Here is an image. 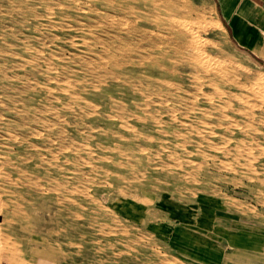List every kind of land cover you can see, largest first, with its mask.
Masks as SVG:
<instances>
[{
  "label": "rangeland",
  "instance_id": "374dc122",
  "mask_svg": "<svg viewBox=\"0 0 264 264\" xmlns=\"http://www.w3.org/2000/svg\"><path fill=\"white\" fill-rule=\"evenodd\" d=\"M127 1L0 0V264L21 262L32 238L57 258L108 264H190L180 257L192 249L217 256L264 238V65L247 54L258 16L215 0L144 2L162 19L177 8L174 33L150 29L172 59L183 43L164 77L192 90L150 94L137 78L151 72L140 57L155 38ZM216 91L242 98L231 99L238 111L199 119L198 107L226 101ZM223 115L240 127L226 131Z\"/></svg>",
  "mask_w": 264,
  "mask_h": 264
},
{
  "label": "bare ground",
  "instance_id": "6f19581e",
  "mask_svg": "<svg viewBox=\"0 0 264 264\" xmlns=\"http://www.w3.org/2000/svg\"><path fill=\"white\" fill-rule=\"evenodd\" d=\"M61 1V0H60ZM101 1V0H100ZM125 1V0H124ZM127 1V0H126ZM130 1V0H129ZM134 1V4L131 2V3H129L128 1L126 2L127 4H128V13H129V16L130 17H132L133 19H135L136 20V23H137V25H139V28L142 30V31H145V32H148V33H150V36L152 37V35H154V38L155 39H151V41H149L148 42V44H147V47H148V52H147V54L145 55V56H141L140 58L143 60V61H146L145 59L147 58V60L149 61V63L145 66L146 67V69H148V71H151V72H149V73H147L146 75H143V76H141V79H139V78H137V79H135V77H134V81L135 80H137L138 82H139V84L140 83H143L144 85H145V87L146 86H148L147 88H148V92L150 93V94H154L155 92H156V90H154L153 89V87H155L156 85H163V87H171V86H174V87H176L177 89H179V91L182 93V92H184L185 94H189L192 90H190L189 89V87H187V86H185V85H183V84H181V83H174V81L172 82V81H170L169 79H167V78H165L164 76H165V73L166 72H168L167 71V65L165 64V62H171L172 63V65H175L176 63H178V62H182V61H184V59H182V58H184V56L181 54L180 55V53H179V51L182 49V46H183V43L181 44L182 46H181V49L178 51V49L176 48V47H174V46H171V50L173 51V54H174V56L175 57H181V59L179 60V58H177V59H172L170 56H169V51L167 50V49H165V47L162 49L161 47H160V45H159V43H161V40L163 41V34H161L160 32H154V30L153 29H150V26L151 27H153L154 29H161V28H163V29H167L169 32H171V34H172V31H173V33H174V30L175 29H177L178 28V22L179 21H181V17H180V15L178 14V12H177V8L175 7V6H173V7H171V8H168L167 6H166V8H168L167 10H168V14L166 15V17L164 18V19H162L158 14L160 13V9H159V7H157L156 6V4H153L152 3V8H150L149 9V6L147 7L146 5H145V3L144 2H146L147 0H140V1H138V3L137 4H135V0H133ZM151 1V0H150ZM103 2V1H102ZM166 2V1H165ZM149 4H150V2H148ZM147 3V4H148ZM33 5L35 4V3H32ZM44 5V4H43ZM62 5V4H61ZM64 5V4H63ZM104 5H106V4H104ZM159 5H160V3H159ZM53 6V5H52ZM66 6V5H65ZM95 6V5H94ZM99 6V5H98ZM55 7H60V6H55ZM96 7V6H95ZM108 7V6H107ZM170 7V6H169ZM98 8V7H97ZM53 9V8H52ZM101 10V9H100ZM111 10H113V9H111ZM69 11V10H68ZM68 11H67V13H68ZM100 12V11H99ZM105 12V11H104ZM111 12H115L114 10L113 11H111ZM85 13V12H84ZM97 13V12H96ZM163 13V12H162ZM166 13V12H165ZM89 14V13H88ZM151 14H153V16L152 17H154V15L155 14H157L161 19H153V18H151ZM164 14V13H163ZM162 14V15H163ZM75 15V14H74ZM39 16V15H38ZM85 16V15H84ZM101 16V15H100ZM50 17V16H49ZM92 17V15L90 16V18ZM96 17V16H95ZM163 17V16H162ZM39 17H37V19H38ZM83 18V17H82ZM85 18V17H84ZM98 18V17H97ZM110 18H112V17H110ZM117 18H118V16H117ZM120 18V17H119ZM122 18V17H121ZM120 18V19H121ZM123 19V18H122ZM121 19V20H122ZM115 20V19H114ZM79 21V20H78ZM124 21H126L125 19H124ZM113 22V21H112ZM130 22V21H129ZM133 22V21H132ZM66 23V22H65ZM103 23V22H102ZM114 23V22H113ZM121 23V22H120ZM119 23V24H120ZM127 23V22H126ZM200 23V22H199ZM101 25V24H100ZM135 25V24H134ZM179 25H180V23H179ZM200 25V24H199ZM107 26V25H106ZM111 26H113V25H111ZM121 26V25H120ZM110 28V27H109ZM121 28V27H120ZM130 28V27H129ZM116 29V28H115ZM118 29V28H117ZM121 29H123V28H121ZM151 30V31H150ZM176 32V31H175ZM111 34V33H110ZM113 34V33H112ZM142 34V33H141ZM145 34V33H144ZM133 35V34H132ZM143 35V34H142ZM109 36H111V35H109ZM135 36V35H134ZM169 38V37H168ZM110 39V38H109ZM140 39V38H139ZM156 39H157V41H156ZM172 39V38H171ZM175 39V38H174ZM101 40V39H100ZM115 40V39H114ZM170 40V39H169ZM182 40V39H181ZM142 42V41H141ZM143 42H145V41H143ZM137 43V42H136ZM163 43V42H162ZM176 43V42H175ZM179 43V42H178ZM122 44V43H121ZM167 44V43H166ZM142 45V44H141ZM185 45V44H184ZM164 46V45H163ZM166 46V45H165ZM177 46V45H176ZM113 47V46H112ZM115 47V46H114ZM145 47V46H144ZM169 47V46H168ZM122 48V47H121ZM147 49V48H146ZM156 49H159V53H156V51H154V50H156ZM129 51V50H128ZM169 52V53H168ZM129 53H131V52H129ZM142 54V53H141ZM189 54V53H188ZM131 56V55H130ZM172 56V55H171ZM125 57H126V55H125ZM137 57V56H136ZM204 57V56H203ZM130 58H132V57H130ZM150 59V60H149ZM134 60H136V59H134ZM133 61V60H132ZM132 61H130V63L132 62ZM140 62H142L141 60H139ZM233 61V60H232ZM137 64V63H136ZM185 64V63H184ZM233 64V63H232ZM202 65V69H204V70H209L210 69V66L208 65V64H206V63H202L201 64ZM235 65V64H234ZM168 67H171V66H168ZM184 69V68H183ZM185 70V69H184ZM244 70V69H243ZM145 71V70H144ZM210 71V70H209ZM123 72V71H122ZM126 73V72H125ZM136 73H139V72H136ZM185 74V73H184ZM174 75V74H173ZM114 76V75H113ZM126 76V75H125ZM131 76H132V74H131ZM130 76V77H131ZM115 77V76H114ZM129 77V76H128ZM127 77V78H128ZM228 78V77H227ZM129 79V78H128ZM131 79H132V77H131ZM191 79V78H190ZM126 82V81H125ZM131 82H133V81H131ZM64 84V83H63ZM132 84V83H131ZM142 84V85H143ZM208 84V83H207ZM210 84V83H209ZM209 86V85H208ZM213 85H211L210 87H212ZM216 86V85H215ZM162 87V88H163ZM64 88V87H63ZM136 88V87H135ZM144 88V87H143ZM260 89V88H259ZM134 90V89H133ZM67 91V90H66ZM139 91V90H138ZM160 93H162L163 91L162 90H160L159 91ZM168 92V91H167ZM167 92H165V93H167ZM139 93V92H138ZM144 93V92H143ZM202 93H203V96L205 97L206 96V98H207V100L210 102V101H214L213 100V96H211L210 94H207L206 92H204L203 90H202ZM259 93V92H258ZM156 94H157V92H156ZM159 94V93H158ZM183 94V93H182ZM215 94L217 95V96H219V97H222L223 95L224 96H226V101L224 102V104L223 105H218V107H216V106H211V108H206V107H198L197 109H196V111L197 112H199V114L198 115H200L199 116V119L200 118H204V117H210V116H212V117H215L212 113H211V110L213 109V110H219L220 111V109L221 110H227V109H230L231 111H234V112H237L238 111V109L237 108H235L234 107V105L231 103V99H235L237 102H243V99L242 98H240V97H234V96H232L231 94H225V93H223V92H220V91H216L215 92ZM133 95V94H132ZM257 95V94H256ZM136 96H138V95H136ZM187 97H189V96H187ZM199 98V97H198ZM152 99V98H151ZM167 99V98H166ZM184 98H174V100H175V102L176 101H182ZM190 100H191V98H190ZM193 101H194V99H192ZM197 100V99H196ZM195 100V101H196ZM192 102V101H191ZM153 103V102H152ZM184 103V102H183ZM187 103V102H186ZM185 103V104H186ZM196 103V102H195ZM211 103V102H210ZM209 103V104H210ZM160 104V103H159ZM192 104V103H191ZM190 104V105H191ZM199 104V103H198ZM133 106H137V105H133ZM185 106V105H184ZM186 106H188V105H186ZM192 106H194V105H192ZM98 107V106H97ZM189 107V106H188ZM187 107V108H188ZM197 107V106H196ZM252 107V106H251ZM251 107H249L248 108V110L251 112V111H254V110H256V109H258V108H251ZM187 110V112L188 111H191L192 113H195L196 111L195 110H191V109H186ZM220 112H223V111H220ZM240 112V111H239ZM242 112V111H241ZM129 113L131 114V116L133 117V118H140V114L138 113V110L136 109V108H132V110L131 111H129ZM170 114H172V113H170ZM242 114H245V113H243L242 112ZM253 114V113H252ZM254 114H256L255 112H254ZM2 116V115H1ZM256 116V115H255ZM163 117V116H162ZM253 117V116H252ZM222 118L223 119H227V121H228V125H226V123H225V126L224 125H220V126H223L224 127V129L227 131L229 128L231 129V127H235V128H237L238 129V127H240V125L238 124V122H237V119H235L233 116H230V115H223L222 116ZM2 119V118H1ZM0 119V120H1ZM114 119V118H113ZM253 119V118H252ZM203 120V119H202ZM254 120V119H253ZM224 122H225V120H223ZM207 122V121H206ZM211 122V121H210ZM202 123H203V121H202ZM205 123V122H204ZM246 124H248V123H246ZM213 125V124H212ZM217 125V124H216ZM183 126H185L186 127V125L183 123L182 124V127ZM205 126V125H204ZM243 126V125H242ZM189 127V126H188ZM129 128H130V126H129ZM132 128V127H131ZM184 128V127H183ZM219 128H222V127H219ZM244 128V127H243ZM109 131H111V129L109 128L108 129ZM206 130V129H205ZM241 130V129H240ZM159 131V130H158ZM237 131V130H236ZM214 134V133H213ZM123 137V136H122ZM217 137H219V136H217ZM125 138V137H124ZM127 139V138H126ZM149 139V138H148ZM228 139H229V137H227V136H223L222 138H221V142L223 143V145H227V143H228ZM236 139V138H235ZM238 139V138H237ZM236 139V140H237ZM151 140V139H150ZM231 139H229V141H230ZM235 142V141H234ZM238 142H241V141H238ZM238 144V143H237ZM212 146H214V143H212L211 144ZM225 145V146H226ZM238 146V145H237ZM244 146V145H243ZM220 147V146H219ZM239 148V147H238ZM227 149V148H226ZM244 149V148H243ZM10 150V149H9ZM223 150V149H222ZM243 151L244 150H242V153H243ZM232 153V152H231ZM236 153V152H235ZM229 155V154H228ZM236 155V154H235ZM230 156V155H229ZM238 156V155H237ZM246 159V158H245ZM247 159H249V158H247ZM251 159V158H250ZM255 161H256V159H255ZM230 165V164H229ZM215 167V166H214ZM228 167V166H227ZM230 167V166H229ZM176 191V190H175ZM176 193V192H175ZM2 202V201H1ZM147 202V201H146ZM1 207H4V206H1ZM72 230V229H71ZM80 236V235H79ZM76 237V236H75ZM70 239V238H69ZM6 242V241H5ZM84 244V243H83ZM10 251H11V249H10ZM19 251V250H18ZM22 252H20V254H21ZM176 253V252H175ZM8 254V253H7ZM120 254V253H119ZM13 256V255H12ZM15 256V255H14ZM12 259V258H11ZM14 262V261H13ZM24 263V262H23Z\"/></svg>",
  "mask_w": 264,
  "mask_h": 264
},
{
  "label": "crops",
  "instance_id": "0c3cea01",
  "mask_svg": "<svg viewBox=\"0 0 264 264\" xmlns=\"http://www.w3.org/2000/svg\"><path fill=\"white\" fill-rule=\"evenodd\" d=\"M215 2L219 9H239L240 13H243L245 9V15L258 16V36L255 37L258 38V51L247 52V54L250 57H258L256 58L258 63L264 65V0H215ZM220 14L230 38L237 41L241 47H245L246 43L242 40L243 36H240L237 29L226 21L223 13ZM193 246L196 247V245ZM230 246L233 249L232 251L217 256L204 255L202 252L199 253L198 250L192 249L189 255L180 258L190 264H264V238H258V242L240 241ZM21 250L24 254L23 260L21 262L16 260L13 264H108L101 260L98 263L94 261L95 259H87L91 257H86L85 262L72 261L71 257L57 258L53 246H41L33 238L22 246Z\"/></svg>",
  "mask_w": 264,
  "mask_h": 264
}]
</instances>
